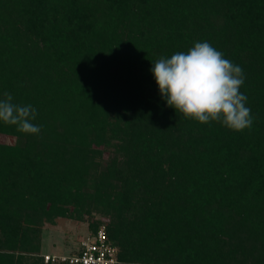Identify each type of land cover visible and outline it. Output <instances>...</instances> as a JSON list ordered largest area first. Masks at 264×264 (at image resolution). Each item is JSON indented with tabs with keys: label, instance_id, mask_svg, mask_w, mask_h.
<instances>
[{
	"label": "trees",
	"instance_id": "obj_1",
	"mask_svg": "<svg viewBox=\"0 0 264 264\" xmlns=\"http://www.w3.org/2000/svg\"><path fill=\"white\" fill-rule=\"evenodd\" d=\"M204 41L243 69L250 128L161 98L152 63ZM5 92L41 131L0 123V264H49L42 223L95 214L118 264H264V0H0Z\"/></svg>",
	"mask_w": 264,
	"mask_h": 264
},
{
	"label": "clouds",
	"instance_id": "obj_2",
	"mask_svg": "<svg viewBox=\"0 0 264 264\" xmlns=\"http://www.w3.org/2000/svg\"><path fill=\"white\" fill-rule=\"evenodd\" d=\"M151 71L166 106L185 118L201 124L218 122L236 132L251 127L247 96L240 92L243 69L208 42H196L186 52L159 58ZM36 115L32 105L14 103L8 92L0 98V123L15 126L21 133H40L41 126L33 123Z\"/></svg>",
	"mask_w": 264,
	"mask_h": 264
},
{
	"label": "rangeland",
	"instance_id": "obj_3",
	"mask_svg": "<svg viewBox=\"0 0 264 264\" xmlns=\"http://www.w3.org/2000/svg\"><path fill=\"white\" fill-rule=\"evenodd\" d=\"M11 143H13L12 137L0 134V144ZM90 221H98L100 225H103L106 219L95 214L93 218L87 221L57 217L52 224L42 223L40 228V254H68L78 240L89 232L88 223Z\"/></svg>",
	"mask_w": 264,
	"mask_h": 264
},
{
	"label": "built area",
	"instance_id": "obj_4",
	"mask_svg": "<svg viewBox=\"0 0 264 264\" xmlns=\"http://www.w3.org/2000/svg\"><path fill=\"white\" fill-rule=\"evenodd\" d=\"M49 264H118L117 248L107 238L103 225L78 240L68 254H41Z\"/></svg>",
	"mask_w": 264,
	"mask_h": 264
}]
</instances>
